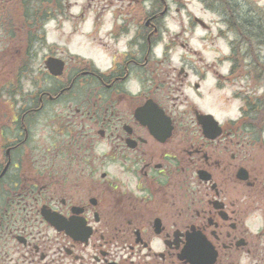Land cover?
I'll use <instances>...</instances> for the list:
<instances>
[{"label":"flooded vegetation","instance_id":"af4514ba","mask_svg":"<svg viewBox=\"0 0 264 264\" xmlns=\"http://www.w3.org/2000/svg\"><path fill=\"white\" fill-rule=\"evenodd\" d=\"M101 1L92 25L108 66L41 44L64 67L30 75L22 103L20 63L37 50L9 35L24 1L0 0V66L14 65L1 93L15 99L0 127L14 135L0 144V264H264V0H192L188 30L215 28L226 44L217 79L194 55L172 65L170 0Z\"/></svg>","mask_w":264,"mask_h":264},{"label":"rangeland","instance_id":"374dc122","mask_svg":"<svg viewBox=\"0 0 264 264\" xmlns=\"http://www.w3.org/2000/svg\"><path fill=\"white\" fill-rule=\"evenodd\" d=\"M171 6L173 9V13L175 14L174 18H169L168 22V29L164 33L165 40L171 41L172 46L174 49L171 51V55H173L172 65L179 66L178 64V56L184 54L194 55L192 60V64L196 67L203 66L204 64H212V72L210 76L216 78V71H221V56L226 52V44L220 38H218V30L212 28L210 31L209 29H202L200 26L195 31H189L188 27H190L188 23V13L189 11L197 13L200 9L195 3H192V0H180V5H177L174 1L170 0ZM128 1H126L127 5ZM114 5H122L115 3ZM140 5V4H138ZM108 6V3L101 0H60L59 4L54 3L52 7L54 8V15L48 21L45 22V35H46V45L53 44L57 46L59 49H67L68 52L72 53L73 55L81 56L80 58L84 59L85 61L93 60L95 64H97L100 68H106L109 64V60L106 56L102 55V49L98 48L96 44L99 38L105 41L104 38V31L102 34L95 35L94 28L92 25V12L97 11L98 9H103V7ZM135 6V5H133ZM181 6L182 8V16L176 14L175 9ZM182 6H185L186 9H183ZM87 7L85 13L86 17L79 18V14L81 8ZM200 11V10H199ZM202 12L205 10L201 9ZM200 16L199 14H197ZM206 17L207 22L210 21L212 13L209 11L206 15H201ZM87 17L89 20L86 21ZM184 20V25L181 23ZM186 28V29H185ZM96 37V38H95ZM207 37L208 39H205ZM97 41H96V40ZM173 40V41H172ZM182 45H189L187 47H182ZM45 46L44 48L37 46V52L35 53V57L32 61H28L27 64V72L24 75V78L21 75L22 82L20 85V95H16L15 97L18 98L22 103L25 100V97L29 95V92L32 89V83L30 75L35 74L41 81H43V77L45 76V63L47 61L46 56L48 54V48ZM246 48L243 47V51ZM202 58V60L200 59ZM108 60V61H107ZM5 62L11 63L12 61L7 59ZM76 63V62H75ZM13 64V63H12ZM10 64L9 66L2 67L0 66V73H4L5 69H13L14 65ZM169 64L166 62L164 66L160 69L161 71L168 70ZM9 76V75H7ZM209 76V77H210ZM217 79V78H216ZM216 80H211L210 84L215 83ZM212 86V85H211ZM27 99V97H26ZM218 98L216 97L215 100ZM1 100L7 102L9 100L15 101L14 98L10 96H5L4 98L0 99V127L2 125L10 126V119H12V107L5 105L1 102ZM203 106L209 107L213 110L216 109L214 106L215 101L213 97H207V99L202 101ZM10 113V116L9 114ZM45 124L42 123L41 125L38 124V140L40 141V146L42 152L46 150L48 143V132L51 131L50 128L44 127ZM8 128V127H6ZM11 128V127H10ZM11 132V129H6ZM12 135V132L10 133ZM6 134L5 130L0 131V144H4L6 142ZM14 135L9 136L11 139ZM12 140V139H11ZM6 144V143H5ZM2 148L0 151L2 152ZM41 151H37L39 155ZM1 155V154H0ZM2 159V158H0ZM49 159V158H48ZM61 161V162H60ZM64 161V160H63ZM59 164L62 163L61 159H58Z\"/></svg>","mask_w":264,"mask_h":264},{"label":"trees","instance_id":"16d2710c","mask_svg":"<svg viewBox=\"0 0 264 264\" xmlns=\"http://www.w3.org/2000/svg\"><path fill=\"white\" fill-rule=\"evenodd\" d=\"M23 1L24 4L21 3V10H22L21 14L10 15L9 19H7V22L10 23L9 35L10 36L12 35L11 38L13 39L19 37L21 38L22 41H24V39H27L30 45V49H32L34 48L35 45H40L41 43H44L45 34L43 31V26L46 20H48L49 17L51 16L50 14L51 5L49 0H23ZM32 2L35 3L34 5L36 9L34 10L28 9L32 5ZM54 3L59 4L60 0H53L52 5ZM19 18L21 24L20 32H18V34L17 33L14 34V32H17L16 28H14V24L17 22L16 19ZM27 64L28 63H24V62L20 63L21 74L28 71V70L25 71V69H27ZM10 72L12 71L10 70ZM5 73H6V69L4 70V73H0V74L4 75ZM6 80L7 79L3 80L2 82ZM1 83H0V99L2 98V93H1L2 90H6L8 86L11 87L13 85L12 83L6 82L3 88L1 89ZM9 93H11L10 90ZM11 94L13 95L14 92H12ZM1 102L3 103L4 101L1 100Z\"/></svg>","mask_w":264,"mask_h":264},{"label":"water","instance_id":"95a60500","mask_svg":"<svg viewBox=\"0 0 264 264\" xmlns=\"http://www.w3.org/2000/svg\"><path fill=\"white\" fill-rule=\"evenodd\" d=\"M48 69L50 72H52L54 75L60 74V72L63 69V62L60 60H50L48 61ZM206 116H202L201 119H204ZM43 217L52 225L54 226L58 231H62L65 227V221L61 216L58 214H52V213H46L43 211Z\"/></svg>","mask_w":264,"mask_h":264}]
</instances>
